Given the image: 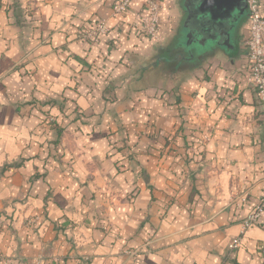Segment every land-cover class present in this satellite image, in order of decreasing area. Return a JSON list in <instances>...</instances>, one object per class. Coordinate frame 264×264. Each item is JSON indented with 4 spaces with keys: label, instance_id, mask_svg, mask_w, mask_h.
<instances>
[{
    "label": "crops",
    "instance_id": "0c3cea01",
    "mask_svg": "<svg viewBox=\"0 0 264 264\" xmlns=\"http://www.w3.org/2000/svg\"><path fill=\"white\" fill-rule=\"evenodd\" d=\"M118 1L0 0V253L14 264H264V219L229 250L264 193L247 23L234 48L184 62L187 0H160L157 41L134 27L145 0L115 17ZM102 20L99 42L80 37ZM126 135L136 154L112 155Z\"/></svg>",
    "mask_w": 264,
    "mask_h": 264
},
{
    "label": "built area",
    "instance_id": "2783aa9c",
    "mask_svg": "<svg viewBox=\"0 0 264 264\" xmlns=\"http://www.w3.org/2000/svg\"><path fill=\"white\" fill-rule=\"evenodd\" d=\"M133 0H119L113 7V15L122 17L130 10ZM247 5V31L245 39L246 60L248 65V84L252 87L264 110V13L260 0H245ZM161 10L160 0H145L142 10L138 13V22L141 25L139 31H143L147 37L159 39L161 36ZM109 30L106 20L92 25L81 31L82 39H90L99 42L101 37ZM264 219V193L247 216L241 221L242 229L238 236L229 244L231 252L238 250L245 242L247 231ZM264 256V248L261 251Z\"/></svg>",
    "mask_w": 264,
    "mask_h": 264
},
{
    "label": "water",
    "instance_id": "95a60500",
    "mask_svg": "<svg viewBox=\"0 0 264 264\" xmlns=\"http://www.w3.org/2000/svg\"><path fill=\"white\" fill-rule=\"evenodd\" d=\"M220 10L223 13H228L231 17L234 18V23H237L241 15H243L244 11H246L247 5L245 0H189L188 8L192 9L194 12L192 19L196 20L199 24H202L203 27L207 28V32L213 30L214 33L218 32L219 28H223L228 25V29H226L227 35L230 32L229 18L225 19L222 16H218L214 14L216 9ZM199 10V11H198ZM230 12V13H229ZM229 16V17H230ZM205 19V20H204ZM188 41V49L191 56H194V51L192 49H200L206 47L207 44L212 38L209 37H201L199 34H195L192 32V35L187 37ZM213 40V39H212Z\"/></svg>",
    "mask_w": 264,
    "mask_h": 264
},
{
    "label": "flooded vegetation",
    "instance_id": "af4514ba",
    "mask_svg": "<svg viewBox=\"0 0 264 264\" xmlns=\"http://www.w3.org/2000/svg\"><path fill=\"white\" fill-rule=\"evenodd\" d=\"M188 2L185 3V20L183 21L181 28H180V45L188 48V41L187 38L189 35H192V32L196 35L199 34L201 37H209L212 38L207 44L206 47L202 48V50L196 51V55L194 57L195 60H199L202 58L203 55H209L213 52L223 51L226 52L232 48H234L236 40L239 37L240 30L244 24L248 21L247 10L244 11L243 15L239 18L237 23H234V18L228 15V13H223L214 6L216 12L214 14L218 16H222L225 19L229 18L230 24V32H226L228 29V25L224 26L223 28H219L217 33H214L213 30L207 32V28L203 27L202 24L196 22V20L192 19V16L195 10L192 12L191 8H188ZM199 11V10H198ZM230 13V12H229ZM230 16V17H229ZM194 17V16H193ZM205 20V19H204ZM203 54V55H202Z\"/></svg>",
    "mask_w": 264,
    "mask_h": 264
},
{
    "label": "trees",
    "instance_id": "16d2710c",
    "mask_svg": "<svg viewBox=\"0 0 264 264\" xmlns=\"http://www.w3.org/2000/svg\"><path fill=\"white\" fill-rule=\"evenodd\" d=\"M194 51V56H191V54L189 53L188 51V48H187V52L184 53V52H179V54L181 55V59L183 60L184 59V62L185 61H188V62H197L198 60H195L194 57L196 55V49H192ZM59 134L61 135V131H59ZM151 136V135H150ZM153 137V136H152ZM118 144H116V150L115 152L111 153L112 155H116V154H121L123 155L124 157L127 156V157H132L134 156L136 153L132 150V147L130 146L129 144V136H124L122 137L119 141H117ZM122 159H117V162L121 161Z\"/></svg>",
    "mask_w": 264,
    "mask_h": 264
},
{
    "label": "rangeland",
    "instance_id": "374dc122",
    "mask_svg": "<svg viewBox=\"0 0 264 264\" xmlns=\"http://www.w3.org/2000/svg\"><path fill=\"white\" fill-rule=\"evenodd\" d=\"M126 15V14H125ZM246 25V24H245ZM244 25V26H245ZM243 26V27H244ZM134 27L136 28V31L137 32H139L140 34H142V35H144L145 37H147L146 36V34L142 31H139V29L141 28V25H140V23L138 22V21H136V23L134 24ZM140 27V28H139ZM89 28V27H88ZM87 29V28H86ZM83 31V30H82ZM79 35H81V32H79ZM162 37V34H161V36H160V38ZM149 38V37H148ZM159 38V39H160ZM149 39H152V38H149ZM85 40H87V41H90V42H92L90 39H86L85 38ZM154 40V39H153ZM156 41L158 40V39H155ZM196 50H198V49H196ZM201 50V49H200ZM188 51H189V49H188ZM151 83H152V81H151ZM124 137V136H123ZM115 144H118V142H115ZM38 221H39V217H37V216H34V217H29V218H27L26 219V225L29 227V228H34V227H36V225H37V223H38ZM0 264H14V263H11L10 262V258H8V255H5V254H2V253H0Z\"/></svg>",
    "mask_w": 264,
    "mask_h": 264
}]
</instances>
